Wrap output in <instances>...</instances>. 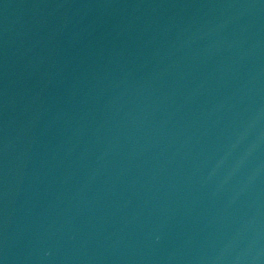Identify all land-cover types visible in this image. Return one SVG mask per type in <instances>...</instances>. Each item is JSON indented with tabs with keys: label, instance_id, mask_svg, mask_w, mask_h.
<instances>
[{
	"label": "water",
	"instance_id": "obj_1",
	"mask_svg": "<svg viewBox=\"0 0 264 264\" xmlns=\"http://www.w3.org/2000/svg\"><path fill=\"white\" fill-rule=\"evenodd\" d=\"M0 264H264V0H0Z\"/></svg>",
	"mask_w": 264,
	"mask_h": 264
}]
</instances>
